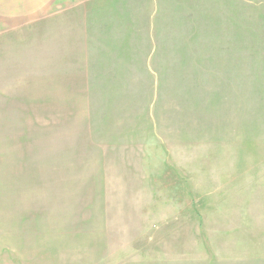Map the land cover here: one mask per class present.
Wrapping results in <instances>:
<instances>
[{"label":"rangeland","instance_id":"374dc122","mask_svg":"<svg viewBox=\"0 0 264 264\" xmlns=\"http://www.w3.org/2000/svg\"><path fill=\"white\" fill-rule=\"evenodd\" d=\"M131 1L91 89L56 40L0 73V264H168L142 243L175 210L191 264L264 257V0Z\"/></svg>","mask_w":264,"mask_h":264},{"label":"crops","instance_id":"0c3cea01","mask_svg":"<svg viewBox=\"0 0 264 264\" xmlns=\"http://www.w3.org/2000/svg\"><path fill=\"white\" fill-rule=\"evenodd\" d=\"M141 10L146 11V6L131 0H0V73H20L21 58L32 56L36 51L45 57L49 52L47 44L56 40L55 43H59L60 72H65V65L77 66L75 72L83 75L78 88L91 89V75L98 67L97 58L108 57L109 53L113 57L116 42L142 41V33L137 26L147 23L143 21V18L147 20V14H142ZM133 25L136 26L134 33ZM34 72L37 70H27V73ZM156 195L160 196L158 200L165 198ZM170 200L178 201L179 196L172 195ZM147 212L148 215L151 210ZM172 213V223L165 225V221L160 220L156 234H147L142 241V250L148 249L149 255L155 254L159 262L191 264L194 252L191 250L190 216L185 233L178 222H173L180 211ZM203 249L209 252L204 250L202 256L211 262L215 260L216 264H223L224 259L234 261L231 264L264 260L257 248L249 246H242L241 250L250 249L251 252L233 256L213 253L212 247L204 246Z\"/></svg>","mask_w":264,"mask_h":264}]
</instances>
